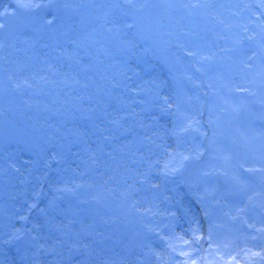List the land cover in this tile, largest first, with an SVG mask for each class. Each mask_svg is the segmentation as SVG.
<instances>
[{"label": "rangeland", "instance_id": "1", "mask_svg": "<svg viewBox=\"0 0 264 264\" xmlns=\"http://www.w3.org/2000/svg\"><path fill=\"white\" fill-rule=\"evenodd\" d=\"M130 1L113 23L131 27L126 61L141 80L80 71L99 46L87 37L113 26L105 10L47 32L37 23L35 47L14 58V106L0 108L18 124L0 126V264H264V0H210L218 22L196 24L182 49L142 40L128 14L152 5L148 21L186 45L172 0Z\"/></svg>", "mask_w": 264, "mask_h": 264}, {"label": "bare ground", "instance_id": "2", "mask_svg": "<svg viewBox=\"0 0 264 264\" xmlns=\"http://www.w3.org/2000/svg\"><path fill=\"white\" fill-rule=\"evenodd\" d=\"M102 1L103 7H101L97 3H94V1L92 0H0V108L3 107L4 99L12 106H14L15 92L12 89L9 90V76L13 75V81L15 82L21 79V66L13 65L19 62L15 61L14 58L23 60L27 52L35 47V45H32L34 43V40L30 38L32 37V35H34V32L38 27L37 23L43 24V29L41 27V30L47 32L50 28L53 27V24L56 26L60 25L59 23L55 22V19H61L63 16H87L91 14H97V12L105 10V12H108L109 14L108 16L106 13V17L110 19L113 24V26L107 33V39L103 38V31L101 30L95 32L97 33V35L91 34V36L87 37L91 41L92 45L98 44L99 46H96L95 48L91 47L87 50L90 56L88 55L87 57L86 67L82 62V65L79 68L82 73L89 70L90 67H98L100 64H102L104 68L108 69H106L98 78L110 77V75L118 69L128 70L125 73H132V70L134 69V72L139 76V79L141 80L143 78L144 72L139 69L140 66H138V64L135 65V63L130 64L126 61V56L136 59V56L133 54V52L127 49L128 42L132 40V31L130 32L131 27L127 26L128 28H125L128 32L126 34L128 35V37H126V35H122V33L126 32V30L122 29L119 32L116 31V23H113L117 6H120L122 8L124 6L131 7V4H133V6H137L138 4L136 2H131L130 0ZM213 1L220 6L221 3L226 4L227 2V0ZM171 2L172 11H170L168 17L175 21L178 28L182 25L186 26V34L188 33L189 35L186 38H184L183 36L179 38L183 39L186 45L180 43L181 40L168 38L162 32V28H159L158 26L154 25V23L148 21V18L154 16L156 11V9L153 10L152 5H149L150 7L147 6L145 10L142 9L138 11L136 9H133L129 10L132 14L128 13L131 19L130 23L133 22L135 24V27H133L134 31L139 34L142 40L145 41L148 37L152 36L154 42L164 48L178 46L182 49V47H189L188 45L196 43V41H198V38H196V24H199L200 28L207 32L209 27L206 29L204 21L208 22L212 26L216 22H218L210 13V0H172ZM200 5L203 11L201 10V8H199V10L197 11V7H199ZM216 7L218 8V6ZM160 8H162L163 10H169L170 3L168 5L160 6ZM72 11H75V14L71 13ZM136 13L139 14L138 20L134 16V14ZM101 20L102 19H99L100 23ZM136 26L138 29H136ZM180 32H182L181 29H179V35ZM103 43L106 44L102 45ZM8 49L9 51L7 52ZM184 51L185 49L182 50V52ZM2 56L5 57L4 60ZM113 58L118 59V61L120 62H112ZM10 59L12 61H9ZM188 62L192 61L188 60ZM141 64H144V66H146L145 62ZM173 68L174 70H176L175 65H173ZM14 71H17L18 73L14 74ZM115 75H118L119 78H121L123 83V85H121L122 88L127 89V86L129 87L130 83L126 80V77L123 76V73L118 71ZM63 76L68 78H79L80 73H78L77 75L72 71L71 68H68L67 71L63 73ZM108 95V93H105L102 98ZM48 96L49 94H46V98ZM98 101L99 97L98 95H96L94 101V110L98 109ZM106 107L107 104H104L103 108ZM10 111V113H12V109H10ZM2 115L4 116L0 119V126L3 130H5L6 126L10 127L11 129L12 127H17L18 124L10 119L11 115L0 113V117ZM37 126H39L38 123L36 124L31 122L28 124V128L32 131H35L37 129ZM19 131L20 129L16 130V132ZM35 133L33 135L34 138L36 137ZM142 134L143 132H141L139 135ZM145 139L147 138L145 137ZM128 142L129 141H126L124 142V144H127ZM144 146H147V143H145ZM158 148V145L154 146V150ZM111 171L112 173L108 174L113 176L114 184L117 185L120 189V186L123 183V177H121L119 173H115L114 170ZM142 199L146 201L147 196ZM118 232L119 231H117V234H119ZM108 257L109 255H101V258L98 260L102 261V258Z\"/></svg>", "mask_w": 264, "mask_h": 264}]
</instances>
